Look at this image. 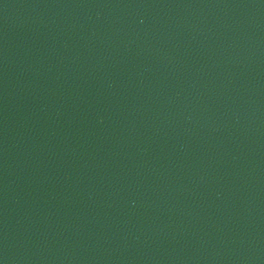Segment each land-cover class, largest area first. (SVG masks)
I'll return each mask as SVG.
<instances>
[{"label": "water", "instance_id": "95a60500", "mask_svg": "<svg viewBox=\"0 0 264 264\" xmlns=\"http://www.w3.org/2000/svg\"><path fill=\"white\" fill-rule=\"evenodd\" d=\"M0 264H264V0H0Z\"/></svg>", "mask_w": 264, "mask_h": 264}]
</instances>
